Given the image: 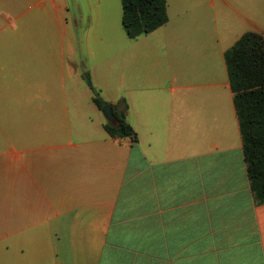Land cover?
<instances>
[{"label": "crops", "instance_id": "0c3cea01", "mask_svg": "<svg viewBox=\"0 0 264 264\" xmlns=\"http://www.w3.org/2000/svg\"><path fill=\"white\" fill-rule=\"evenodd\" d=\"M34 1L48 7L78 80L20 81L24 98L57 87L71 108L22 109L15 128L4 110L0 264H264V203L224 56L245 32L264 36V0H166L165 24L119 36L109 97L102 43L109 21L121 24V0ZM85 71L112 109L125 100L136 141L108 136ZM83 94L96 109L77 123Z\"/></svg>", "mask_w": 264, "mask_h": 264}, {"label": "rangeland", "instance_id": "374dc122", "mask_svg": "<svg viewBox=\"0 0 264 264\" xmlns=\"http://www.w3.org/2000/svg\"><path fill=\"white\" fill-rule=\"evenodd\" d=\"M230 1L235 4L244 0ZM17 2V4L9 6L0 1V85L6 87V91L0 87V142L3 141L1 131L4 110L10 113V126L15 128L19 126L22 109L47 111L66 106L71 108L68 95H66L67 98H64V92L58 90L57 87L52 88L44 85L42 94L35 95L29 92L28 99L24 98L20 86L21 80L38 79L41 83L59 79L78 80L77 76L69 77L68 75L69 55L64 52V47L66 48L68 43L65 39L59 38L55 32L47 10L48 7L42 9L35 5L34 0H17ZM77 29L79 32L82 31L80 27ZM108 30L110 33L102 43V62L110 80L109 87L106 86L105 95L107 97L111 94L110 90L115 89L117 63L121 60L117 55L121 46L119 36L126 37L119 18L109 21ZM220 31H222V23ZM76 32L78 31L76 30ZM76 46L83 47V44L77 42ZM126 61L129 62L128 68L132 73L135 67L131 65L130 57ZM152 62L155 63L156 73L160 72L163 68L160 64L162 60L149 59L151 65ZM83 97L85 101H82L78 110L81 111V116L76 118L77 123L86 121L85 115L92 114L96 109L84 94ZM63 100L67 103H64ZM103 120L106 121L104 116ZM76 126L78 125L75 124ZM75 127L74 132H76Z\"/></svg>", "mask_w": 264, "mask_h": 264}, {"label": "trees", "instance_id": "16d2710c", "mask_svg": "<svg viewBox=\"0 0 264 264\" xmlns=\"http://www.w3.org/2000/svg\"><path fill=\"white\" fill-rule=\"evenodd\" d=\"M121 25L133 39L159 28L168 21L166 0H121ZM225 63L242 139L244 160L251 190L258 203H264V36L248 31L225 51ZM92 91V101L101 110L104 101L83 73ZM113 113L117 124L103 123L111 138L129 137L136 141V132L126 120L127 104Z\"/></svg>", "mask_w": 264, "mask_h": 264}, {"label": "water", "instance_id": "95a60500", "mask_svg": "<svg viewBox=\"0 0 264 264\" xmlns=\"http://www.w3.org/2000/svg\"><path fill=\"white\" fill-rule=\"evenodd\" d=\"M101 112L106 120V122L116 125L117 124V119L113 113L112 105L111 103H107L102 109Z\"/></svg>", "mask_w": 264, "mask_h": 264}]
</instances>
